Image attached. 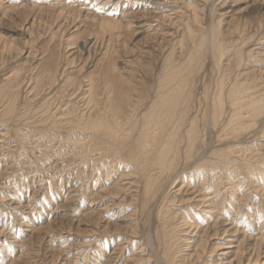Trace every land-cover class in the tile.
Instances as JSON below:
<instances>
[{
  "label": "rangeland",
  "instance_id": "374dc122",
  "mask_svg": "<svg viewBox=\"0 0 264 264\" xmlns=\"http://www.w3.org/2000/svg\"><path fill=\"white\" fill-rule=\"evenodd\" d=\"M113 19L119 32L97 30ZM166 60L190 84L186 119L205 129L206 146L194 164L180 154L173 178L143 207L135 166L116 167L104 135L75 127L93 115L94 101L107 109L135 102L153 82L146 66L157 75ZM222 80L225 90L242 87L239 101L248 103L239 135L227 134L238 124L227 102L206 126ZM225 159L238 162L237 174ZM204 186L207 199L224 202L226 229L201 249L199 228L186 230L177 216L168 262L157 244L162 201L202 231L218 218L194 194ZM167 263L264 264V0H0V264Z\"/></svg>",
  "mask_w": 264,
  "mask_h": 264
},
{
  "label": "bare ground",
  "instance_id": "6f19581e",
  "mask_svg": "<svg viewBox=\"0 0 264 264\" xmlns=\"http://www.w3.org/2000/svg\"><path fill=\"white\" fill-rule=\"evenodd\" d=\"M252 1L258 2L261 0H252ZM234 2L236 1H232L231 3L234 4ZM114 5H116V3ZM126 23H127V30L129 31L131 22L128 21ZM97 25H98L97 26L98 31H101L102 33L108 32V34L114 31L117 32V30L119 32L123 26L122 23L118 22L116 19L107 20V21L106 20L99 21ZM113 34H115V32ZM108 37H110V35H108ZM111 37L110 39H112ZM106 42L104 44H106ZM87 45H88L87 40H84V42L79 47V51L83 52L85 48L87 47ZM102 45H103V42H102ZM93 46L91 48H93ZM95 46H96V41H95ZM170 64H171L170 60L164 61L161 66V71H159L157 75L156 73H152L153 69L151 67L146 66L144 71L150 77L153 78V82L150 84H147V83L143 84L136 90L138 94V96L136 97L137 100L133 102L132 104L127 103V105L126 104L124 106L122 105L123 107L121 108L119 106L120 109H116V106L113 104V101L111 100L112 103L110 102L111 104L108 105L109 109H107L106 107H103L105 104L101 105L102 106L101 107L97 103V101L96 102L94 101L93 109L95 110V112L93 113V115L90 114L87 116V118L83 117L82 119L77 121L76 127H75L80 132L82 131L81 132L82 135L83 134L85 135V132L87 133L92 132V133L104 135V137L107 139V144H108L106 145L107 148L110 151H113V153H111L110 158L112 159L113 162L116 163V167H119L120 164H123V165L129 164L131 166L132 165L135 166L137 170L136 173L140 174V176H142L143 178V188H144L143 202H142L143 207L149 204L150 200L156 196L155 194L160 189V186L163 184V182H165L167 179L171 180L173 178L175 174L174 171L176 168H178L179 162L181 161L180 154H183V157H185V161L193 162L194 164L202 160L203 158L202 155H198V157L195 158L194 154L196 153V149L198 147L203 148L206 146V145L204 146L205 142L203 141V138H204L203 133L205 129L200 130L198 126V122L196 121V118H193V120H188V118L186 119L187 112H188L187 109H188V104H189V99H190V95L188 96V90L190 88V84L186 82V79L178 80L176 78V74L174 73L175 68L174 67L172 68L171 66H169ZM215 87L216 88H215L214 93L211 94L212 95V99L210 103L211 113L209 115L210 121L206 126H209L210 124H213L219 121L221 114L223 112V106L227 102L232 107V110L235 112L231 116V119L229 122L230 123L238 122L235 129L234 128L229 129L227 134L234 135L235 133L238 134L239 131L241 133V130L243 129L244 124L247 122H242L243 121V119L241 118L242 110L240 109V107L243 108L244 106L248 105L247 102L239 101V96H240L239 90L242 87L235 88V86H233V87H230V89L225 90V83L223 80L220 81L219 83H215ZM107 99L110 100V96ZM147 101L148 103L149 102L150 103L147 104L149 106L146 107L145 104ZM141 108L144 109V112L137 113L139 112V109ZM184 125H186V128L184 127ZM133 133H137L135 134L136 136L134 135L135 136V139L133 142L134 144L132 146V149H128L127 151L125 150L126 143ZM83 139H84L83 136H80L79 142L77 144L80 150H83V147L85 148V145L81 143ZM181 144H184V148L180 146ZM123 149L126 152V159L122 155ZM226 153L233 154L234 151L228 150ZM153 157L155 158L156 163L154 167H150L149 162L153 160ZM225 157L227 158V156ZM231 161L226 160V163L227 164L230 163V166L232 165L231 167L233 171L235 170L233 174H237L238 173L237 169H239L238 162H235L234 164ZM212 164L213 165L211 167L216 168V165H214V163ZM151 169H154V170L156 169L155 173L151 174L150 173ZM223 170L225 169L223 168ZM209 190L210 189L208 187L204 186L202 188L203 194L202 193L200 194L201 191L199 192L197 191V193L195 192L194 194H197V196L200 198V202L203 205L209 204V205H206V207H208L207 213L209 214V216H211V214H214L213 217H216V218L218 217L219 221L217 220L218 219L217 218L216 221L213 222V224L211 223L212 226L211 224L207 225L206 223L205 228L202 231L200 230L203 227L201 228L199 226V222L196 221L195 223L191 215H189V218H188L182 214L181 215L175 214L169 208V204L171 202L168 201V198L163 199L162 206L160 207V210L157 212V216H156V218H158V223L160 225V231L159 230H158L159 232L157 231L159 233L157 237V244L158 246L160 245L162 246L163 255H164L163 258H165L166 261H168L170 257L173 258V252H174L172 248L173 241H171V239L175 238V234L168 231V227H170L169 221L171 220V224L173 223L174 225V222L172 221H175L176 219H178L177 216L180 217V219H182V221L184 222V225H189L187 226L186 230H188L193 225H194V230H196V228L197 229L199 228L198 232L199 234L201 233L202 235H201V240L198 243V246L201 247V249L203 248V244L210 237L211 232H217L218 226L219 227L223 226V229H226L225 225H223V224H226V219L224 220L223 218L224 216H222V212H221L223 210V206H225V205H222L224 202L223 203L215 202L213 201L212 198L207 199L208 194L206 193H208ZM178 221L179 220H177V222ZM225 233H227V231H225ZM256 245H258V242ZM240 249L241 248H238L237 253L240 252ZM195 253L197 254V252ZM250 261L252 260L250 259Z\"/></svg>",
  "mask_w": 264,
  "mask_h": 264
}]
</instances>
